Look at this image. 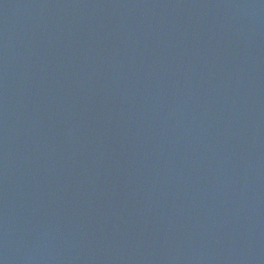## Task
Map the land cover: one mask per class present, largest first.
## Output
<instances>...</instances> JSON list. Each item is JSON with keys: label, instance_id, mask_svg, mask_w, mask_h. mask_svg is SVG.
Wrapping results in <instances>:
<instances>
[{"label": "water", "instance_id": "1", "mask_svg": "<svg viewBox=\"0 0 264 264\" xmlns=\"http://www.w3.org/2000/svg\"><path fill=\"white\" fill-rule=\"evenodd\" d=\"M0 264H264V0H0Z\"/></svg>", "mask_w": 264, "mask_h": 264}]
</instances>
